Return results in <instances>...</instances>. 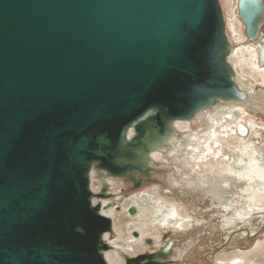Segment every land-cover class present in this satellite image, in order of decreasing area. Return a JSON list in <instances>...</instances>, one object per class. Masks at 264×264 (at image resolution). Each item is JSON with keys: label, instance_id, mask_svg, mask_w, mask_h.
<instances>
[{"label": "water", "instance_id": "water-1", "mask_svg": "<svg viewBox=\"0 0 264 264\" xmlns=\"http://www.w3.org/2000/svg\"><path fill=\"white\" fill-rule=\"evenodd\" d=\"M238 14L253 42L264 0H239ZM227 35L220 0H0V264H111L114 222L93 198L112 195L92 191V170L137 190L172 123L244 101Z\"/></svg>", "mask_w": 264, "mask_h": 264}, {"label": "rangeland", "instance_id": "rangeland-1", "mask_svg": "<svg viewBox=\"0 0 264 264\" xmlns=\"http://www.w3.org/2000/svg\"><path fill=\"white\" fill-rule=\"evenodd\" d=\"M220 4L222 7V13L226 14L231 19L230 11L236 8L238 0H220ZM239 18L240 16L238 15V20H240ZM238 22L239 21L234 22L235 26L234 29H232L233 32L236 30L233 48L236 49V52H238L236 56L237 62L240 60V57L243 60L244 55L248 58H252V56L255 55V52H257V43H263L262 40L264 38V23L260 31V38L256 41L249 42L246 34L244 33L243 23L239 22V24ZM251 52L252 54L250 55ZM262 66L263 65L260 62L253 68L247 67V65L237 66V70L239 72L237 74V78L239 76V79L243 82L245 86V90H243V92L246 93L248 99L253 104L243 100H236L233 103L242 108V111L244 112L243 120L245 122L252 123L257 126V129L246 137V140L248 143H254V149L258 152L261 150V153L264 154V67ZM247 70H249V72ZM215 111V109H209L204 112L205 116L202 118L199 117L200 120L196 119V121H189L191 123V127L195 129L194 132L201 131V128L207 129L206 127L209 124L207 116L209 117L210 114ZM176 137L179 139L186 138L183 133H179ZM168 152L169 151L163 148V154H165V157L167 155L169 156ZM227 154H230V152ZM231 156L234 158L236 157L232 153ZM167 162L168 161L164 160L161 165L157 166L158 169L154 168L152 172L153 174L150 175L148 180L143 183L144 185H142L139 190L134 189V184H132V182L125 184L123 179L113 178L115 179V182L113 183L114 186L111 187L110 191L114 193V199L118 197L119 199L117 200L121 203L119 208L115 210L116 214L113 213L115 215L114 222L116 223V226L114 230L116 231V234L114 232L113 233L116 235L115 237L120 240V243L123 245L128 243L131 231L135 230L134 232L142 234L145 239L147 237V239L156 236L160 237L161 240L157 241H160L163 246L161 245V247L159 246L150 251L161 252L166 249L167 254L164 257L165 259L161 260V262L164 263L233 264L235 261L239 264H264V245L261 244L256 247L258 245V241H264V229L255 238L247 237L249 234L250 236H254L257 231L261 229L264 224V209L252 212L250 216L244 217L245 219L243 221L238 219V222L233 226L232 221L237 218L238 211L248 210L243 209L245 205L244 202H238V204L230 210H224L222 207L219 208L218 205L214 204V201H211V196H207L204 190L208 188L207 186L202 185L201 187L203 188L200 189L198 185L196 186L193 184V182H195L193 181L194 175L185 167V165L174 163V159H171L170 157L169 163ZM151 163L153 164V162ZM155 172H157V175L154 174ZM197 172H199L198 175L203 174V172L207 175L210 174L208 173L210 172V169L208 167H203ZM158 173L160 174L158 175ZM166 174H168L169 177ZM95 178L98 179L97 176ZM175 179L176 182L174 181ZM237 189L239 191V187ZM167 190H172L173 195L166 194ZM141 191L142 193H155V196L158 199L175 205L181 216L188 220V230L183 232L176 231L174 229L151 231L149 212L144 210H141V213L139 214L137 213L138 215L135 218L129 217L127 215V210L133 203H135L137 196H139L137 192ZM235 196L239 199L237 195ZM130 225L133 226L130 227ZM243 229L249 230L250 233L246 235V232ZM227 242H230L229 245L224 246ZM144 245L145 246L143 247L138 246L135 249L133 247L129 249V252L132 255L128 256L133 257L148 252V245L146 243ZM222 246L224 247L221 248ZM120 259L122 258L120 257ZM121 262L124 264L123 260H121Z\"/></svg>", "mask_w": 264, "mask_h": 264}, {"label": "bare ground", "instance_id": "bare-ground-1", "mask_svg": "<svg viewBox=\"0 0 264 264\" xmlns=\"http://www.w3.org/2000/svg\"><path fill=\"white\" fill-rule=\"evenodd\" d=\"M222 15H224V19L226 23V31L228 33L227 36L231 43V51H230L231 53L228 55V63L232 67V70H234L235 72V78L233 77L234 83H236L238 89L243 91L245 90L244 88L245 86L243 82L239 79V76L237 78V74L239 73L237 70V66L247 65V67H252V68L254 66H257L260 62V51L258 47L259 45H264V41L263 43L261 42L257 43V50H256L257 52H255V55L252 56V58H248L246 55H244L243 60L240 57V60H238L237 62L236 56L238 52H236V49L233 48L234 38L236 37V33H235L236 30H234L233 32L232 29H234L235 21H239L242 23V21H240L241 18H239L240 20H238V15H239L238 4L236 5L235 9L230 11L231 19L224 13H222ZM260 36L261 33L257 39H259ZM252 52L250 53V55L252 54ZM262 67H264V65ZM247 71L249 72V70ZM244 101L253 104L248 99L246 93H245ZM233 102L219 101L217 102V104H215L213 108H210V110L215 109L216 111L212 112L209 117L206 115L209 123L206 127L207 129L201 128L200 129L201 131L199 132L197 131L194 132L195 129L191 127V123L189 122L191 120L189 121L180 120L172 123L173 129L175 133H177L176 135H178L179 133L180 134L183 133L185 134L186 138L179 139L178 137L171 136L168 140V144L164 147L167 151H169L168 152L169 156L167 155L165 157V154H163V149H160L153 151L151 156L150 157L148 156L149 158H146V160L148 159V163H150L149 161L152 160L153 164L150 163V165L151 164L152 166L155 165L154 166L155 168H157L158 165H161L164 160L168 161L167 163H169V157L171 159H174V163L185 165V167L189 169L190 172H192L194 175L193 181L195 182H193V184L196 186L198 185L200 189L203 188L201 187L202 185L207 186L208 188L204 189L207 196L210 195L211 201H214V204L218 205L219 208L222 207L224 210H230L234 206H236L238 202L240 203L244 202L245 205L243 209H248V210L238 211L237 218L232 221L234 226L238 222V219L243 221L245 219L244 217L250 216L252 212L264 209V154L261 153V150L260 152L256 151L253 146L254 143L253 144L248 143L246 137H242L237 133L236 125L238 122H242L249 127L250 132L248 133V136L253 131H255V129H257L256 128L257 126L253 125L252 123L245 122L243 120L244 112L242 111V108L238 107L237 104ZM207 110L209 109H205L204 111L199 112V114L196 115L194 120L195 121L196 119L200 120V118L205 116L204 112H206ZM132 134L133 132L129 133V135ZM162 141L163 139L160 140L158 137L155 138V143L159 144L158 145L159 147H161L160 145L162 144ZM228 152H230V154H227ZM144 153L145 151L143 152V154ZM231 153L236 157L235 158L232 157ZM203 167L205 168L208 167L210 169V172L208 173L210 174L206 175L203 172V174L198 175L199 172L197 171L202 169ZM157 172H155L154 174H156ZM159 174L160 173H158V175ZM166 175L168 176V174ZM96 176L98 179L95 178ZM115 179H113L112 177L101 178L95 169L92 170L91 172L92 191L95 194H99L102 191L103 187L107 185L108 192L109 194L112 195L111 199L101 200V199L93 198V203L94 204L100 203L102 205V214L106 217H109L113 222L115 217L113 213L116 214L115 210H117L121 204L119 203L120 201L117 200L119 198L117 197L114 199V195H113L114 193L110 191L111 187L114 186L113 183L115 182L114 181ZM174 181L176 182V179ZM124 183L125 184L128 183V180L126 179ZM238 187H239V191L237 189ZM137 193L139 196H137L135 203H133L129 207V209L131 207H135L137 209L138 214L141 213V210L148 211L151 231L153 230L163 231L165 229H169V230L174 229L176 231L183 232L188 230L187 229L189 224L188 220H186L185 217L181 216L178 208L175 205L169 204L167 202H163L162 200L158 199L155 196V193L152 192L142 193L141 191ZM166 194L173 195V191L167 190ZM142 195L147 196L146 200L143 201L144 203L140 202V198ZM235 195H237L239 199L236 198ZM129 209L127 210L128 213L127 215L129 217L135 218L138 214L136 213V215L134 216L131 215L129 213ZM115 226L116 223L114 222V228ZM132 226L133 225H130V227ZM262 227H264V224L262 225ZM114 228H113V232L115 233L116 231L114 230ZM243 230L246 232V235L250 233L249 230L246 229ZM134 231L135 230L131 231V235L129 236L128 239L129 242L124 245L121 244L120 240L115 237L116 233L115 234L113 233V236H111L110 234L105 235L104 240L109 245V250L106 253H104V256L105 259H107L108 263L122 264L121 260H123L125 264L126 261L125 258H128L129 257L128 255H132L130 254L129 249H131L132 247L135 249L138 246H142V247L145 246L144 244L148 237L145 239L144 236H142V234L140 233H137L138 235L134 236L133 234ZM150 239L154 241V245L151 247L148 246L149 247L148 250L145 248L148 252H151L154 248H157L159 246L161 247L162 243H160V241H157V240H161L159 236L152 237ZM261 244L264 245V241L262 242L258 241V245L256 247L260 246ZM120 257L122 259H120ZM233 264H239V263H236L234 261Z\"/></svg>", "mask_w": 264, "mask_h": 264}, {"label": "flooded vegetation", "instance_id": "flooded-vegetation-1", "mask_svg": "<svg viewBox=\"0 0 264 264\" xmlns=\"http://www.w3.org/2000/svg\"><path fill=\"white\" fill-rule=\"evenodd\" d=\"M137 179H139L140 180V176L139 177H137ZM145 180V179H144ZM129 182V181H128ZM143 183H145V182H142V185H144ZM166 236H167V234H166ZM153 246V245H152ZM151 247V246H150ZM154 253H160V252H158V251H156V252H154Z\"/></svg>", "mask_w": 264, "mask_h": 264}]
</instances>
